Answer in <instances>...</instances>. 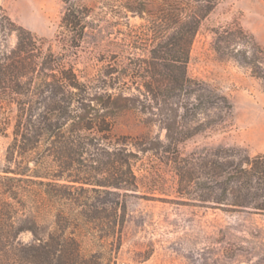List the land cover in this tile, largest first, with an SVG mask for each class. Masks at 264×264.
Segmentation results:
<instances>
[{"label": "rangeland", "instance_id": "1", "mask_svg": "<svg viewBox=\"0 0 264 264\" xmlns=\"http://www.w3.org/2000/svg\"><path fill=\"white\" fill-rule=\"evenodd\" d=\"M76 2L89 10L79 47L71 46L72 32L60 28L63 0H0L36 36L31 55L40 73L21 80L33 85L32 105L23 110L19 97V139L26 135L41 140L40 148L29 154L30 166L42 165L51 147L50 174L63 175L67 181L62 182L75 191L80 188L76 178L111 184L119 156L129 158L135 177L127 187L94 185L98 192H89L106 202L108 212L125 207L116 264H264V211L253 207L262 198L251 197L252 205H234L245 199L246 191L227 183L232 165L264 153V81L213 48V29L235 21L264 46V0H221L202 21L188 74L226 97L204 106H198L190 90L164 99H154L147 91L153 79L146 61L152 60L153 46L165 41L156 38L153 44L155 35L148 29L162 16L163 0L150 2L144 13L138 0H131L134 10L124 8L128 0ZM0 44L12 49L16 34L0 35ZM244 46L249 45L240 42L237 49ZM63 69L80 84L67 101L43 85L60 79ZM126 99L133 108L122 110ZM26 120L36 126L24 128ZM13 139L12 129L9 136H0V170L16 159L20 162V153L10 148ZM61 141H68L78 162L84 163L69 161L63 171L54 161ZM22 185L24 196L38 190L35 183ZM20 237L29 242L33 234L27 231ZM81 240L87 250L97 246L94 236Z\"/></svg>", "mask_w": 264, "mask_h": 264}, {"label": "trees", "instance_id": "2", "mask_svg": "<svg viewBox=\"0 0 264 264\" xmlns=\"http://www.w3.org/2000/svg\"><path fill=\"white\" fill-rule=\"evenodd\" d=\"M138 1L144 6L140 10L144 13L147 5L154 0ZM220 1L163 0L162 16L148 30L155 35L153 44L156 38L165 41L153 46L152 60H145L150 65L147 72L154 82L146 84V88L154 99L185 96L190 90L195 93L198 106L225 102V96L205 81L192 78L187 70L191 46L200 25ZM63 2L65 11L60 28L72 32L74 44L71 46L79 47L86 33L89 10L76 0ZM130 5L131 0H128L124 8L134 10ZM213 31V48L221 58L236 61L240 66L248 68L253 76L264 81V46L252 33L237 21L216 27ZM12 34L17 36L15 47L6 49L0 44V136H9L12 129L14 139L10 148L20 153V162L16 159L13 164L10 162L0 170V264H116L122 247L125 207L122 205V210L114 208V211L108 212L104 208L106 202L99 196H90L89 192H98L94 185L127 187L131 183V177H135L132 163L129 158L119 156L120 167L114 182L108 184L102 180L94 182L89 177L76 178L74 182L80 184V188L75 191H72L70 184L62 182L67 181L63 175L50 174V157L54 155L51 147L47 149L50 152L43 158L42 165L30 166L29 163L33 160L29 154L40 148L41 140L28 138L26 135L19 139L22 122L19 123V97L24 100L23 110L32 105L35 96L33 85L30 81L27 84L21 80H31L36 73H40L31 55L36 36L17 23L0 3V35L6 38ZM240 42L248 43L249 46L237 49ZM62 67H65L64 64ZM62 74L60 79L43 85L48 87L53 96L67 101L70 95L78 93L73 89H79L80 84L69 70L63 69ZM126 100L129 102L121 106L122 110L133 108L131 99ZM35 126L31 120H26L23 125L28 130ZM45 127L47 132L51 131L49 125ZM199 127L196 132L201 130ZM57 153L54 161L60 162L59 166L63 171L67 169L69 161H81L68 141H61ZM22 160L26 161V165H22ZM125 166L127 170L123 169ZM27 182L38 186L34 196L21 194L22 183ZM227 183L231 187L240 184V188L246 191L245 199L235 201L234 205H252L250 198L257 196L262 200L253 207L264 211V153L254 157L247 155L240 164L232 165ZM83 184L93 187L88 190L83 188ZM19 204L23 209H20ZM118 204L119 202L115 203L116 206ZM29 205L34 208L28 209ZM27 231L33 234L32 241L25 242L21 239V234ZM87 235L97 238V246L89 250L81 240Z\"/></svg>", "mask_w": 264, "mask_h": 264}]
</instances>
